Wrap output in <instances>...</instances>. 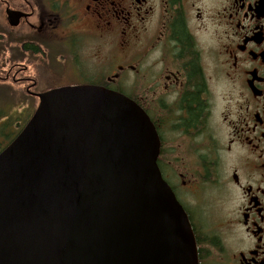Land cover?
<instances>
[{
  "label": "flooded vegetation",
  "instance_id": "flooded-vegetation-1",
  "mask_svg": "<svg viewBox=\"0 0 264 264\" xmlns=\"http://www.w3.org/2000/svg\"><path fill=\"white\" fill-rule=\"evenodd\" d=\"M76 86L150 120L197 264H264V0H0V153Z\"/></svg>",
  "mask_w": 264,
  "mask_h": 264
},
{
  "label": "water",
  "instance_id": "water-1",
  "mask_svg": "<svg viewBox=\"0 0 264 264\" xmlns=\"http://www.w3.org/2000/svg\"><path fill=\"white\" fill-rule=\"evenodd\" d=\"M144 112L96 86L55 89L0 153V264H197Z\"/></svg>",
  "mask_w": 264,
  "mask_h": 264
},
{
  "label": "trees",
  "instance_id": "trees-1",
  "mask_svg": "<svg viewBox=\"0 0 264 264\" xmlns=\"http://www.w3.org/2000/svg\"><path fill=\"white\" fill-rule=\"evenodd\" d=\"M24 123H25V122H24ZM22 125H23V124H22ZM22 125H21V126H22Z\"/></svg>",
  "mask_w": 264,
  "mask_h": 264
},
{
  "label": "rangeland",
  "instance_id": "rangeland-1",
  "mask_svg": "<svg viewBox=\"0 0 264 264\" xmlns=\"http://www.w3.org/2000/svg\"><path fill=\"white\" fill-rule=\"evenodd\" d=\"M41 77V76H40Z\"/></svg>",
  "mask_w": 264,
  "mask_h": 264
}]
</instances>
